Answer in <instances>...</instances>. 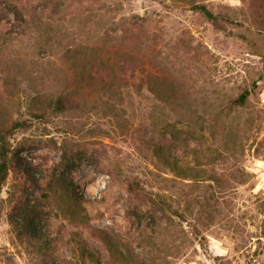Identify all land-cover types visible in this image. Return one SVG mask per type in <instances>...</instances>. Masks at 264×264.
Segmentation results:
<instances>
[{"label": "rangeland", "instance_id": "obj_1", "mask_svg": "<svg viewBox=\"0 0 264 264\" xmlns=\"http://www.w3.org/2000/svg\"><path fill=\"white\" fill-rule=\"evenodd\" d=\"M0 121V264H264V0H0Z\"/></svg>", "mask_w": 264, "mask_h": 264}, {"label": "trees", "instance_id": "obj_2", "mask_svg": "<svg viewBox=\"0 0 264 264\" xmlns=\"http://www.w3.org/2000/svg\"><path fill=\"white\" fill-rule=\"evenodd\" d=\"M192 8L194 11L201 13L208 21L214 22L215 24H218L220 22V18H222L221 15H218L214 13L208 5L204 3H193ZM18 15L19 22H23L25 20L24 16L17 10L16 11ZM94 67L96 64L91 62ZM83 72H82V77H83V82L91 85L93 82H95L96 79L100 78V74H95V73H86L85 67H82ZM97 72H99V69L95 68ZM250 90H246L238 99V102L240 104H245L248 100V98L251 95ZM74 105V99L71 96L68 95H59L58 97L52 98L47 105V108L44 109L42 113V117L48 113V110H52L54 113L59 114V113H64L65 111H68L71 109ZM14 128V126H13ZM12 128V129H13ZM13 133V130L11 131V127L9 128L8 126L6 127L5 125L2 124V121H0V216L2 213V198H1V193L3 190L4 185L6 184L9 174H10V168H11V152H12V145L11 142L9 141V136ZM162 151L161 156L167 160L169 166L174 170L178 176H183L186 178H194L198 177V172H193L191 169H186L182 167L174 158L166 156V153L163 149H160ZM64 157L63 160L66 162V164L70 167V169H77L79 166V162H77L74 157V149L70 147H63L62 149ZM81 159V158H79ZM78 201V199H77ZM162 202V201H159ZM154 204H157L160 206V203L158 201L156 202L153 200ZM96 234L98 238L101 239L102 242H104L113 253L117 254L119 253V247L113 240L112 236L109 235L107 232L104 230H97ZM82 249L86 250L87 246L83 243L82 244ZM90 256H93L94 260H97V256L94 255V253H89Z\"/></svg>", "mask_w": 264, "mask_h": 264}]
</instances>
